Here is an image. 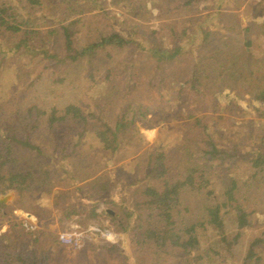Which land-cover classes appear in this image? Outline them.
I'll return each mask as SVG.
<instances>
[{"label":"rangeland","instance_id":"rangeland-1","mask_svg":"<svg viewBox=\"0 0 264 264\" xmlns=\"http://www.w3.org/2000/svg\"><path fill=\"white\" fill-rule=\"evenodd\" d=\"M116 1L43 0V11L37 12L32 19L37 18L34 26L42 30V36L57 50L61 46L57 27L65 20L74 22L73 34L79 47L116 33L127 41V48L97 49L96 54L92 57L87 54L81 63L56 67H52L53 63L40 62L39 58L8 55L0 72V105L5 106L0 107V116L8 119L3 124L11 121L16 131L38 120L42 111L59 110L64 101L81 107L84 113L94 108L95 114H101L109 124L115 123L128 107L139 108L134 126L130 124L129 127L132 140L120 148L121 159L116 160L115 155L106 160L103 150L95 146V137L89 134L83 139V145L76 148L77 155L69 160H56L54 166H60L56 174L57 189L68 193L67 203L77 212L68 216L64 228L57 223L50 225L55 229L48 227L37 243V250L48 251V258L55 253L54 259L64 263L66 259L70 264H153L144 257L123 261L122 253L118 255L117 252L121 250L122 241L116 244L115 254L111 253L97 231L119 233L122 237L124 234L118 231L110 219L113 217L105 209L113 210L118 220L131 218L130 221H134L136 190L148 184L154 173L162 169L172 179L178 178L193 154L208 150L206 141L211 139L229 155L240 153L233 156L230 173L239 177L240 187L249 185L237 192L238 205L247 215L241 242L235 251L237 259H228L225 264H241L249 241L258 236L263 242L255 252L263 255L264 261V173L259 175V181L250 185L253 180L245 183L241 166L249 152H264V114L256 112L258 108L263 112L264 104L252 98L257 87L264 83V64L257 61L264 59L260 55L264 47L258 48L254 43L252 53L247 56L239 36L240 30L242 34L245 29L253 33L260 18L258 15L264 12V0L252 7L253 18H247L246 10L242 12L241 7L234 15L218 18L216 12L225 0L213 3L210 0ZM21 2L5 0L1 4L18 9ZM240 4L245 6L244 1ZM259 27L264 30V24ZM173 28L177 34L175 41L170 34ZM204 31L212 33L207 44H204ZM232 33L234 39L229 38ZM3 40L0 38V49H8ZM242 66L253 72L231 74ZM19 68L21 73L17 74ZM196 71L201 72V79L197 81L203 86L195 97L193 91L184 87V82ZM28 72L31 73L29 78ZM31 83L34 87L27 95ZM249 84L256 87L249 90L246 87ZM46 119L47 116L42 117L31 139L49 147L66 140L72 142L70 135L74 134V127L69 123L60 124V132L55 134L56 145L46 142ZM131 119L128 115L127 120ZM18 147L22 149L21 145ZM53 150L56 148H49ZM153 156L160 160L155 172L150 167ZM34 194L40 203H36L34 196L19 198L12 191L0 196V201L7 203L9 220L33 222L27 231L33 237L45 220L36 219L32 210L43 212L45 208H54L46 197ZM217 194L219 196V191ZM104 202L107 205L104 206ZM186 203L191 206L192 215L200 212L198 199ZM93 208L96 217H86ZM20 212L23 213L19 215ZM190 220L196 221L194 217ZM5 221L0 222V229L7 232L10 228ZM227 221L230 231L234 232L231 213ZM72 227L79 228L82 237L77 246L67 247L57 236ZM20 232L22 229L13 234L17 236ZM205 236L214 241L217 235L209 232ZM125 237L128 245L127 234ZM127 248L129 251V246ZM219 263L216 260V264Z\"/></svg>","mask_w":264,"mask_h":264},{"label":"trees","instance_id":"trees-1","mask_svg":"<svg viewBox=\"0 0 264 264\" xmlns=\"http://www.w3.org/2000/svg\"><path fill=\"white\" fill-rule=\"evenodd\" d=\"M3 2L5 0H0V38L4 39L2 42L8 49H0V72L8 55L25 56L32 60L39 58L40 62L53 63L52 67H56L81 63L87 54H91L88 57L96 54L97 49L107 51L117 47L127 48V41L116 33L98 37L90 45L79 47L73 34L74 22L65 20L57 27L61 44L57 50L45 40L42 30L34 26L37 18L32 19L37 12L43 11V0H22L18 9L8 4L2 5ZM11 34L14 36H10ZM170 34L171 39L175 41L177 34L174 28ZM211 35L212 33L204 31V44L210 42ZM20 73L19 68L17 74ZM200 74V71L193 72L184 82V87L193 91L195 97L203 86L197 81L201 79ZM30 76L31 73L28 72L27 77ZM33 87L34 84L31 83L29 89L27 88V95ZM252 98L264 104V83L257 87ZM137 109L139 110L137 106L128 107L124 113L121 112L115 123L109 124L101 114H95L94 108L93 111L84 113L81 107L65 104L64 101L59 110L52 108L47 112L42 111L38 120L29 126L22 125L17 131L11 121L3 124L8 119L4 120L0 116V196L12 191L19 198L34 196L36 203H40L34 194L37 192L40 198L46 197L54 206L45 208L43 212L35 208L32 210L36 219L45 220L33 237L27 232L30 222L24 219L16 222L9 220L6 216L8 206L0 203V222L6 220L5 223L10 228V234L7 233L9 231L0 229V264H65L53 258L55 253L50 254L48 258V251L37 250V243L50 225L57 223L64 228L68 216L77 212L67 203L68 193L57 189L56 174L60 166H54L56 160H69L77 155L79 150L76 148L83 145V139L89 134L95 137V146L103 150L106 160L115 155L116 160L121 159V146L132 140L129 127L130 124L134 126ZM256 112L264 114L259 108ZM128 115L132 116L131 120H127ZM43 116H47L48 123L46 142L50 145L57 144L55 134L60 132V124L63 123L74 127V134L70 135L72 142L66 140L60 145L49 147L31 139L39 129ZM18 145H21L23 151ZM206 145L208 150H198L199 155L193 154L192 160L184 166L179 177L174 179L167 176L164 169L155 172L160 160L153 156L150 167L155 172L154 176L133 195L134 221L131 222V218H126L125 221L124 218H110L120 233L127 234L132 260L144 257L153 264H216V260L219 264H225L228 259L236 261L235 251L240 245L242 226L246 224L244 217L247 216L238 205L240 198L237 192L249 185L240 187L239 177L230 173L234 163L232 158L239 155V152L229 155L227 151L219 149L211 139L206 141ZM49 148L56 150L49 151ZM255 152H249L241 162L244 168L242 179L245 183L253 180L250 185L259 181V175L264 173V152ZM184 194L186 196H183ZM197 199L200 212L192 215L193 210L186 202H195ZM105 204L107 205L106 202L104 206ZM95 212L93 208L86 217H96ZM230 213L234 217V232L230 231L231 225L229 226L227 221ZM192 217L196 221L191 222ZM21 229L23 232L17 233V236L13 234ZM209 232L217 235L214 241L205 236ZM262 242L260 236L249 241L247 254L241 264H264L261 259L263 255L255 252V248ZM106 246L110 247L112 254H115L118 248L112 244ZM204 249L207 252H203Z\"/></svg>","mask_w":264,"mask_h":264},{"label":"crops","instance_id":"crops-1","mask_svg":"<svg viewBox=\"0 0 264 264\" xmlns=\"http://www.w3.org/2000/svg\"><path fill=\"white\" fill-rule=\"evenodd\" d=\"M118 1V0H117ZM117 1L115 3H117ZM188 1V0H186ZM203 2H205L206 0H202ZM241 1H244L245 2V6L242 7L241 6ZM214 0H210V3H213ZM262 1L261 0H225L223 1V3L218 7V10L216 12V16L219 18L220 16H230V15H234L236 14V12H238L239 8L241 7V11L242 12H245L246 10V17L248 18L251 17H255V12L253 10V6L255 5H259ZM226 3V4H225ZM203 15V14H201ZM260 17V18H259ZM259 18V19H258ZM258 22H257V26H255V29L252 33L251 29L249 30H244V34H242V31L240 30V33H239V36H240V39L244 42L243 44V47H244V50H245V53L246 55L248 56L249 54L252 53V48H253V45L254 43L256 44V46L258 48L260 47H264V30H262L259 25L261 24H264V12L263 14L260 16L258 15ZM167 22V21H165ZM229 38L231 39H234L233 37V33L229 35ZM236 39V38H235ZM260 55L262 56L261 58L264 57V51L260 53ZM235 60L233 59L232 62H234ZM261 63L264 64V59H261V60H257ZM239 72H242V73H250V72H253L249 67H246V66H242V67H239L238 69L236 70H233L231 72V74H236V73H239ZM249 90L255 88L256 86H252V85H248L246 86ZM2 203H5L7 205V203L5 201H0ZM23 212H20V214H22ZM30 223H33L32 221ZM52 229H55V226H50V230ZM123 239H125V243L126 245L123 243ZM128 239V237H127ZM122 242L120 243V245H122L121 247V250H118V255L122 253L121 256H123L124 260L123 261H132V256H131V252L130 250L128 251V246H129V243L127 245V240H126V237L125 235L122 237ZM113 259V258H112ZM65 263L67 264H70V262H68L66 259H65ZM93 263H94V260H93ZM131 264H135V263H131Z\"/></svg>","mask_w":264,"mask_h":264},{"label":"built area","instance_id":"built-area-1","mask_svg":"<svg viewBox=\"0 0 264 264\" xmlns=\"http://www.w3.org/2000/svg\"><path fill=\"white\" fill-rule=\"evenodd\" d=\"M79 228L72 227L69 231L61 232L58 234L59 242L67 247L77 246L79 239L82 237V233L79 232ZM100 237L103 239V243L116 245L122 240L121 234H107L102 232L100 229L97 231Z\"/></svg>","mask_w":264,"mask_h":264},{"label":"water","instance_id":"water-1","mask_svg":"<svg viewBox=\"0 0 264 264\" xmlns=\"http://www.w3.org/2000/svg\"><path fill=\"white\" fill-rule=\"evenodd\" d=\"M0 203H1V202H0ZM105 212H106L107 214H110L112 217H116V214H115V212H113V210L105 209ZM26 217H29V218H30L29 215H27ZM125 245H126V243H125Z\"/></svg>","mask_w":264,"mask_h":264},{"label":"clouds","instance_id":"clouds-1","mask_svg":"<svg viewBox=\"0 0 264 264\" xmlns=\"http://www.w3.org/2000/svg\"><path fill=\"white\" fill-rule=\"evenodd\" d=\"M125 239H123V241H124Z\"/></svg>","mask_w":264,"mask_h":264}]
</instances>
